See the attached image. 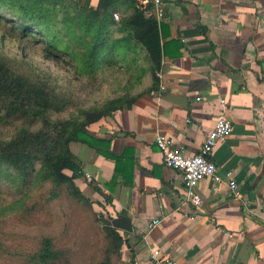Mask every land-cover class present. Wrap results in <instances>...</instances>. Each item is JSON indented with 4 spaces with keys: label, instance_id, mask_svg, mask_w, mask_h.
I'll use <instances>...</instances> for the list:
<instances>
[{
    "label": "crops",
    "instance_id": "obj_1",
    "mask_svg": "<svg viewBox=\"0 0 264 264\" xmlns=\"http://www.w3.org/2000/svg\"><path fill=\"white\" fill-rule=\"evenodd\" d=\"M160 34L164 90L87 128L117 162L70 144L76 185L109 217L131 219L118 264H152L154 249L179 264H264V0H168ZM221 116L232 132L210 158L222 180H202V205H184L182 176L163 165L154 137L193 156ZM153 219L161 222L148 231Z\"/></svg>",
    "mask_w": 264,
    "mask_h": 264
},
{
    "label": "trees",
    "instance_id": "obj_2",
    "mask_svg": "<svg viewBox=\"0 0 264 264\" xmlns=\"http://www.w3.org/2000/svg\"><path fill=\"white\" fill-rule=\"evenodd\" d=\"M0 37L65 58L79 80L118 88L79 107L59 77L29 62L16 69L0 51V127L14 130L0 138V264H118L124 236L103 223V205L76 185L81 167L70 144L117 162L86 130L158 90L163 44L155 19L136 0H0ZM8 223L58 230L23 247L3 230Z\"/></svg>",
    "mask_w": 264,
    "mask_h": 264
},
{
    "label": "built area",
    "instance_id": "obj_3",
    "mask_svg": "<svg viewBox=\"0 0 264 264\" xmlns=\"http://www.w3.org/2000/svg\"><path fill=\"white\" fill-rule=\"evenodd\" d=\"M167 2L168 0H136V6L139 11L143 12L145 17L154 18L160 30L163 22L166 20ZM113 17L115 20L119 19L117 13H114ZM161 77L160 70L158 73L159 81ZM163 90L164 87L159 82L157 91L161 92ZM157 91H153L150 94L154 95ZM231 132V122L223 116L219 117L213 128L206 135L198 153L193 156H186L182 151L173 148V143L169 137L156 133L153 143L161 153L163 165L179 172L182 176L184 188V200L182 204L192 207L202 205L203 199L198 192V186L202 180L210 178L215 183L221 182L222 178L218 175L217 167L211 160L210 155L218 142L228 138ZM86 177L89 178V175H86ZM225 178L231 197L234 200L240 199L241 195L232 173H226ZM160 222V219H153L147 225V230L152 231ZM149 260L152 264H179L178 261L171 258L161 249L151 250L149 252Z\"/></svg>",
    "mask_w": 264,
    "mask_h": 264
},
{
    "label": "rangeland",
    "instance_id": "obj_4",
    "mask_svg": "<svg viewBox=\"0 0 264 264\" xmlns=\"http://www.w3.org/2000/svg\"><path fill=\"white\" fill-rule=\"evenodd\" d=\"M0 51L2 56L16 69L26 68L25 62H29L59 77L60 90L65 94L71 95L76 106L87 107L92 104H97L104 99L110 98L114 95V92H117L116 90L118 88L109 80L108 83L99 80L100 82L98 84L86 80H79L74 73V69L65 58L56 59L45 57L41 49L25 47L22 44L4 40L0 37ZM13 132L14 130L12 128L0 127V138L8 139ZM3 197L4 199L11 200L6 196ZM99 211L103 214V219H107L108 215L105 209H99ZM3 230L12 235V241L23 245V247H31L32 239L36 234L55 235L58 228L51 227L39 231V229L25 228L16 223H8L4 226Z\"/></svg>",
    "mask_w": 264,
    "mask_h": 264
},
{
    "label": "water",
    "instance_id": "obj_5",
    "mask_svg": "<svg viewBox=\"0 0 264 264\" xmlns=\"http://www.w3.org/2000/svg\"><path fill=\"white\" fill-rule=\"evenodd\" d=\"M103 223L112 228L131 233L133 230L131 219L125 216H116L115 218L107 217V219H102ZM127 247H129L127 245Z\"/></svg>",
    "mask_w": 264,
    "mask_h": 264
}]
</instances>
